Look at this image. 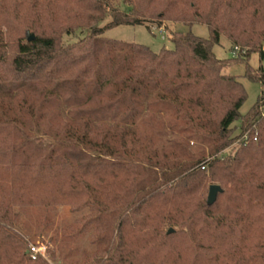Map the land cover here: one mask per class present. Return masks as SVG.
Wrapping results in <instances>:
<instances>
[{"label":"trees","instance_id":"1","mask_svg":"<svg viewBox=\"0 0 264 264\" xmlns=\"http://www.w3.org/2000/svg\"><path fill=\"white\" fill-rule=\"evenodd\" d=\"M112 1L0 0V264H50L29 256L15 207L59 205L83 213L61 264H264V95L242 116L245 88L223 73L246 63L264 85L249 66L264 0ZM149 21L210 39L177 33L156 53L103 36ZM223 37L232 59L213 53ZM237 122L239 149L220 156ZM87 234L75 261L63 244Z\"/></svg>","mask_w":264,"mask_h":264},{"label":"rangeland","instance_id":"2","mask_svg":"<svg viewBox=\"0 0 264 264\" xmlns=\"http://www.w3.org/2000/svg\"><path fill=\"white\" fill-rule=\"evenodd\" d=\"M123 0L112 1L113 7H119L126 10ZM112 21L111 17L107 18L100 24V28H105ZM90 31H76L70 35H64L62 38L64 46H70L78 42L79 39L89 34ZM177 33L193 34L204 39H210L209 28L203 24L193 26L184 23H175L165 21L162 25L154 22H146L143 25L118 26L117 28L108 29L103 36L115 41H123L128 43H137L151 48L154 52L159 53L163 49L173 47V36ZM264 51V50H263ZM213 53L220 60H229L234 58L236 54L231 50V43L227 38L223 37L218 45L213 47ZM249 66L255 71L264 68V59L259 54H253L249 60ZM224 75L236 76L243 84L246 92V102L240 109L242 116L246 115L264 95V85L251 81L248 76V67L246 63L229 64L223 70ZM237 122L233 130L235 141L231 146L223 151L220 156L235 155L239 146V135L241 134L240 123ZM190 147H195L194 142L190 143ZM209 158L207 161H210ZM209 192V191H208ZM208 195V194H207ZM15 212L19 216L20 223L18 229L23 233L24 240L28 248L31 245H45L48 247L46 257L43 259L50 264H61L60 258V237L64 233L71 232L70 229L78 225L77 222L83 217V213L73 212L71 206L59 205L54 208L34 207L20 208L15 207ZM90 236L83 235L77 237L68 244H63L66 248H72L75 252L73 260H79L84 250H91L89 246Z\"/></svg>","mask_w":264,"mask_h":264},{"label":"built area","instance_id":"3","mask_svg":"<svg viewBox=\"0 0 264 264\" xmlns=\"http://www.w3.org/2000/svg\"><path fill=\"white\" fill-rule=\"evenodd\" d=\"M205 168H206V165L205 164L202 165V169H205ZM29 248L30 249L28 253L32 260L46 257L48 247H46L45 245L44 246L43 245H31Z\"/></svg>","mask_w":264,"mask_h":264},{"label":"water","instance_id":"4","mask_svg":"<svg viewBox=\"0 0 264 264\" xmlns=\"http://www.w3.org/2000/svg\"><path fill=\"white\" fill-rule=\"evenodd\" d=\"M222 187L220 185H212L209 189L208 193V205L212 206L216 203L217 201V195L218 193L222 192ZM174 230L171 229L170 232H173Z\"/></svg>","mask_w":264,"mask_h":264}]
</instances>
